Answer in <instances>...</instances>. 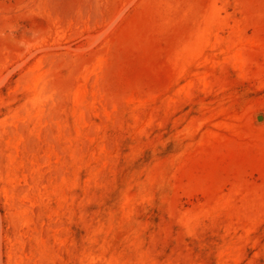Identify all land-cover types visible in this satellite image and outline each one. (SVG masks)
I'll use <instances>...</instances> for the list:
<instances>
[{"label":"rangeland","instance_id":"obj_1","mask_svg":"<svg viewBox=\"0 0 264 264\" xmlns=\"http://www.w3.org/2000/svg\"><path fill=\"white\" fill-rule=\"evenodd\" d=\"M0 264H264V0H0Z\"/></svg>","mask_w":264,"mask_h":264},{"label":"water","instance_id":"obj_2","mask_svg":"<svg viewBox=\"0 0 264 264\" xmlns=\"http://www.w3.org/2000/svg\"><path fill=\"white\" fill-rule=\"evenodd\" d=\"M261 116H259V118H260Z\"/></svg>","mask_w":264,"mask_h":264}]
</instances>
